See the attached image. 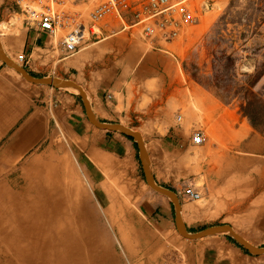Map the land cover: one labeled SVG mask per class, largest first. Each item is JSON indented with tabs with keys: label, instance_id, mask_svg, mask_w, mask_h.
Wrapping results in <instances>:
<instances>
[{
	"label": "rangeland",
	"instance_id": "374dc122",
	"mask_svg": "<svg viewBox=\"0 0 264 264\" xmlns=\"http://www.w3.org/2000/svg\"><path fill=\"white\" fill-rule=\"evenodd\" d=\"M182 5L188 16L179 36L160 42L174 57L166 83L146 85L143 102L159 113L148 124L152 134L125 120L112 123L138 133L150 172L177 195L188 229L226 223L249 243L264 246V0H184ZM51 6L86 25L82 45L66 57L62 37L67 29L56 32L54 46H39L37 39L32 72L27 71L75 81L60 73L98 32L97 24L88 22L93 1L56 0ZM13 14L18 23L8 29L3 25V31L0 26V37L8 57L26 68L29 64L19 60L28 45L25 36L44 33L24 21L17 0H0V22ZM0 68L9 79L0 83V264L9 256L11 264H26L32 254L37 263L55 262L53 251L49 259L45 256L52 250L49 239L38 242L37 252L26 248L30 251L23 258L21 239L28 232L21 228L47 232L41 225L30 226L36 215L63 235L71 232L65 240L84 246V264H200L222 253L233 256L224 244L264 259L228 234L196 240L180 235L172 202L145 181L132 137L91 124L78 92L32 84L1 60ZM178 96L184 100L174 103L165 131L163 113ZM188 109L199 123L182 131L175 117L181 114L183 120ZM194 130L205 136L200 146L191 143ZM187 187L200 191L201 205L185 195ZM53 238L60 241L58 233Z\"/></svg>",
	"mask_w": 264,
	"mask_h": 264
},
{
	"label": "crops",
	"instance_id": "0c3cea01",
	"mask_svg": "<svg viewBox=\"0 0 264 264\" xmlns=\"http://www.w3.org/2000/svg\"><path fill=\"white\" fill-rule=\"evenodd\" d=\"M127 13L125 16L112 14L98 22V33L96 35L92 34L91 37L89 36L90 39L84 48V52L80 56L70 59L66 64V68L60 74L67 77H70L71 74L75 82L83 88L98 120L106 122L125 120L127 123L135 124L134 126L144 128L147 131L146 135H151L152 133L150 134L148 124L156 121L159 118V113L155 112L152 103L143 102L144 96L149 94L146 93V85L155 81L159 86H163L166 83L168 74H170L168 72H170V68L173 65L174 57L163 52L166 50L165 45H162L160 42H155L154 45L148 47L146 45L147 42L145 43L141 39L139 29L135 28L134 30V27H129L134 20L128 11ZM16 16L18 15H10L7 21H1L0 23H3L6 29H8L10 26L18 23ZM43 33H35L34 31L33 35L25 36L24 43L28 41V45L25 46V54L23 56L28 58V60L34 52L37 39L40 42L39 46H46L47 42H51L54 46L55 38H52L47 32ZM42 37L45 38V41H42ZM3 45L4 40L0 37L1 50L8 57L4 52ZM28 47L32 49L31 52H28ZM41 56L44 57L43 55ZM31 66L29 65L25 69L32 72ZM70 69H73V71L67 74L70 72ZM4 74V70L0 68V83L9 80ZM41 92L32 91V93ZM49 93L50 91H44L45 96ZM59 96L66 98V95L63 93H59ZM183 100V96L181 98L178 96L177 101L170 102L168 108L165 109L163 118L166 125H168L165 131L169 130V124H171L170 112L173 109L174 103L180 104ZM192 112V110L188 109L183 120L181 119L182 122L178 123L175 121L177 124L181 123L180 130L184 131L188 124L196 127L199 123L197 115ZM182 213L183 211L181 210ZM36 216L30 221V226L36 225L39 228L41 225V228H49V231L46 234H38L37 230L28 232V230L26 231V229L21 228L22 232L23 230L24 232H28L21 239L23 258L30 249L37 252L36 248L39 247V241L44 242L46 239H49L51 252L53 251L52 260L55 261L51 263L69 264L74 259L77 263L79 260V264H84V246L78 244L76 240H72L71 242H66L65 240L66 237L71 238V232L64 231L63 235L61 229L54 228L49 219L44 218L41 221ZM184 221L185 223L187 222L185 219ZM56 233H58L59 242H56L53 238ZM33 235L36 237V241L34 238H30L34 237ZM224 247L233 256H227L222 253V255L202 258L200 264H264V259L250 257L236 245L224 244ZM26 248L30 249L26 250ZM51 252H49V255ZM38 254L40 253L38 252ZM94 257H98L94 258V263H99V256L95 255ZM10 259L11 257L9 256L5 264H11ZM31 259V261L38 260L36 256L33 257V254Z\"/></svg>",
	"mask_w": 264,
	"mask_h": 264
},
{
	"label": "built area",
	"instance_id": "2783aa9c",
	"mask_svg": "<svg viewBox=\"0 0 264 264\" xmlns=\"http://www.w3.org/2000/svg\"><path fill=\"white\" fill-rule=\"evenodd\" d=\"M56 0H17V4L23 12L24 21L29 22L42 32H47L52 38L59 29H67L63 35L62 47L66 57L75 54L82 45L83 28L85 24L75 20L72 15L62 11L58 7L52 8L51 3ZM93 6L88 12V22L96 25L98 22L115 14L128 11L134 21L129 27L139 28L140 37L150 45L155 42L170 43L175 40L182 29L188 13L182 5L184 0H91ZM60 1L57 2L58 5ZM84 25V26H83ZM93 34L98 32H92ZM163 52L167 53V50ZM24 60V65H30V58L19 57ZM182 119L181 114L175 117L176 122ZM205 136L201 130H194L191 134V143L200 146L204 143ZM185 195L192 201L201 198V193L194 187H187Z\"/></svg>",
	"mask_w": 264,
	"mask_h": 264
},
{
	"label": "water",
	"instance_id": "95a60500",
	"mask_svg": "<svg viewBox=\"0 0 264 264\" xmlns=\"http://www.w3.org/2000/svg\"><path fill=\"white\" fill-rule=\"evenodd\" d=\"M0 60H2L9 67L16 70L22 76V78H24L26 81L32 84L41 85V86H49V87L58 88V89L74 88L78 90L77 91L78 94H80V96L82 97L87 119L91 124L103 130L118 131V132L124 133L125 135L132 137L136 141L137 146H138L139 157H140L141 165H142L144 176H145V181L152 190L166 196L172 202L173 207H174V213H175V226H176V230L178 231L180 235H182L185 238L191 239V240H196V239H201L207 236H212V235H217V234H228L231 238L234 239L236 243L242 246L248 253L253 254V255H263L264 254V246H255L249 243L244 238H242L240 235H238L236 232H234L232 227L226 223L210 225V226L204 227L197 231L188 230V228L185 226L184 222L181 220L179 216L180 215V204L178 202L177 195L172 190L159 185L155 181L152 173L150 172V169L148 166L147 154L144 150L143 143L138 133L120 123H112V122H105V121L98 120L89 108V104L86 100V95L84 94L82 87L79 84H77L75 81L68 79V78H61V77H56V76H34L30 72H28L25 69V67L19 66L17 63L13 62L9 57H7L2 52L1 47H0Z\"/></svg>",
	"mask_w": 264,
	"mask_h": 264
},
{
	"label": "bare ground",
	"instance_id": "6f19581e",
	"mask_svg": "<svg viewBox=\"0 0 264 264\" xmlns=\"http://www.w3.org/2000/svg\"><path fill=\"white\" fill-rule=\"evenodd\" d=\"M3 25H4L3 23H0L1 29L3 28ZM5 29H6V28H5ZM55 35H56V34H55ZM55 35H54V38H55ZM11 69H12V68H11ZM14 71H16V70H14ZM15 75L18 76L17 71H16ZM69 89L74 90V91H76V92L78 91V90H76V89H74V88H69ZM190 110H191V109H190ZM192 113H193V112H192ZM192 115H193V114H192ZM194 117H195V116H194ZM210 136H211V137H214V133H213L212 131H211ZM200 181H201V180H200ZM196 184H197V183H196ZM196 187H197V186H196ZM196 187H195V188H196ZM198 187H199V186H198ZM197 201L199 202L200 205L202 204V200H197ZM41 221H42V220H41ZM23 229H26V228H23ZM35 229H37V228H27L26 231L28 230V232H33V230H35ZM42 229L47 230V232L49 231V228H40L41 231H42ZM58 230H59V229H58ZM23 232H24V230H23ZM33 234H34V233H33ZM59 234H60V233H59ZM30 235H31V234H30ZM58 237H59V236H58ZM28 238H29V237H28ZM74 245H75V244H74ZM36 249H37V248H36ZM50 252H51V251H50ZM39 253H40V252H39ZM25 256H26V255H24V258H25ZM45 256H46L47 259H49V258H48V257H49V254H46ZM60 257H61V256H60ZM60 257H59V258H60ZM96 258H98V257H96ZM96 258H95V259H96ZM99 258H100V257H99ZM31 260H32V259L29 258V263H26V264H41V263H37L36 260H35V261H31ZM51 262H52V261H51ZM97 263H98V262H97ZM69 264H79V260H78V263H77L76 260L73 259V260L71 261V263H69Z\"/></svg>",
	"mask_w": 264,
	"mask_h": 264
},
{
	"label": "trees",
	"instance_id": "16d2710c",
	"mask_svg": "<svg viewBox=\"0 0 264 264\" xmlns=\"http://www.w3.org/2000/svg\"><path fill=\"white\" fill-rule=\"evenodd\" d=\"M127 137H129V136H127ZM130 138V137H129Z\"/></svg>",
	"mask_w": 264,
	"mask_h": 264
}]
</instances>
